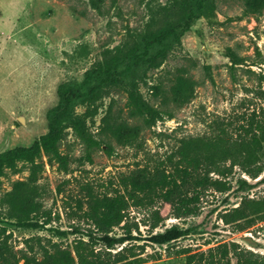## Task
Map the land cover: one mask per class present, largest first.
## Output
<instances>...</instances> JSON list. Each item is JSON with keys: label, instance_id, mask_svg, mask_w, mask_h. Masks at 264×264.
I'll list each match as a JSON object with an SVG mask.
<instances>
[{"label": "rangeland", "instance_id": "rangeland-1", "mask_svg": "<svg viewBox=\"0 0 264 264\" xmlns=\"http://www.w3.org/2000/svg\"><path fill=\"white\" fill-rule=\"evenodd\" d=\"M96 1L100 10L92 7L91 0H0V154L29 148L48 134L49 113L59 105V90L67 84L80 95H91L94 89L90 107L80 99L72 111L102 143L92 161L86 162L81 159L84 146L71 128L65 130L60 149L70 158V174L46 165L39 182L45 189V207L59 213V219L44 229L16 226L1 202L14 182L28 178V169L20 165L22 172L2 179L0 227L7 232L8 247L21 254L28 239L56 242L52 229L68 233L62 241L72 245L77 235H70L74 222L63 206L70 197L83 198L86 186L96 193H112L120 177L139 169L169 170V159L182 147L198 148L206 156L212 142L236 144L244 138L253 114L264 122V13L247 15L246 0H207V8H214L210 19L195 20L181 37L148 51L144 37L164 25L166 10L179 0ZM112 58H118L113 78L134 83L146 103L173 118L163 116L152 128L131 118L127 94L105 81L103 70ZM88 73H92L89 81ZM180 78L191 81L195 91L194 99L182 108L170 98ZM120 125L141 129L135 145H118L113 131ZM258 167L264 170V151L249 170ZM210 171V179L222 181L227 190L210 187L201 195L197 216L177 218L166 199L154 208L163 222L151 230L148 211H130L131 223L139 226L134 236L140 241L135 245L141 247L147 264H185L183 253H203L223 244L264 257V215L255 207V201L264 198V171L253 179L230 162ZM238 208L253 221L247 230L240 231L246 218L231 225L221 220ZM173 226L185 231L184 238L164 246L149 242ZM113 233L122 235L120 229ZM157 257L161 260L154 261Z\"/></svg>", "mask_w": 264, "mask_h": 264}, {"label": "trees", "instance_id": "trees-1", "mask_svg": "<svg viewBox=\"0 0 264 264\" xmlns=\"http://www.w3.org/2000/svg\"><path fill=\"white\" fill-rule=\"evenodd\" d=\"M206 1L179 0L171 9L166 10L168 20L164 25L148 32L144 37L146 51L164 45L170 38L181 37L190 30L195 20L203 17L210 19L214 8H207ZM91 5L100 10L96 0H91ZM245 12L253 17L261 16L264 13V0H246ZM117 60L118 58L108 60L105 70H102L107 74L105 81L110 87L118 88L127 94L130 117L141 120L145 128L154 127L163 116L172 119L171 113L160 111L146 103L134 83L113 78L111 70ZM90 74L92 73L87 74V81L90 80ZM94 92L92 89L91 95H80L71 84L62 86L59 90L60 103L48 116V134L29 148H15L0 154V195L3 178L22 172L20 165L25 166L29 172L26 180L14 182L11 191L1 197L7 218L16 226L31 230L44 229L55 219H59V213L54 214L52 209L45 207V189L39 182L46 165L56 166L59 172L65 175L70 174V158L60 149L66 138L67 128L73 130L84 146L85 155L81 158L84 161L91 162L93 152L101 148L102 143L88 132L85 122L72 111L73 103L80 99H85L90 107ZM194 95V84L180 78L172 88L170 98L175 106L182 108L194 99ZM254 115L251 116L247 128H244L245 137L236 144L212 142L206 156L202 155L198 148L190 150L182 147L176 156L169 159V170L156 169L148 172L139 169L128 176L120 177L119 184L112 193H96L86 186L83 198L66 199L63 209L69 212L68 217L74 222L70 235H77L72 245L62 241L67 238L68 233L52 229L50 232L53 233V238L58 239L56 242L52 239L45 241L41 237L28 239L25 242V251L21 254L8 247L7 232L0 227V264H20L22 261L25 264L149 263L148 259L142 257L144 253L138 250L141 247L135 245L140 241L134 236L135 232H139V226L131 223L130 211H148L151 215L150 229L155 230L163 222L160 212L154 210L158 202L168 199L177 218L197 216L201 195L210 187L219 192L227 190L222 181L210 179V168L218 170L220 163L230 162L232 167H241L253 179L259 178L264 170L258 167L250 171L249 168L257 164L264 151V122L256 121ZM113 135L119 146L129 147L139 141L141 129L120 125L113 131ZM108 150H111V147H108ZM219 172L220 176H224L223 171ZM57 192L59 195L62 193L60 187ZM255 207L257 213L263 216L264 198L255 201ZM244 218L247 222L240 228V231H244L253 225V221L244 215L241 208L223 214L221 220L224 224L231 225ZM116 229L122 231L121 236H114ZM185 234V231L173 226L163 233L151 236L149 242L158 246L169 245L184 238ZM98 245L102 248H96ZM35 246H38V252ZM182 255L186 256L185 264H264V257L242 250L235 244L218 245L207 252H186ZM160 260V257L154 259Z\"/></svg>", "mask_w": 264, "mask_h": 264}]
</instances>
